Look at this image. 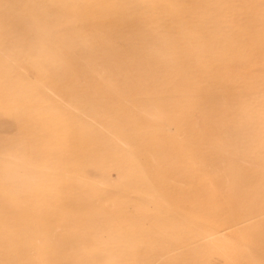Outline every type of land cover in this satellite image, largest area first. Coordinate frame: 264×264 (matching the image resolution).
<instances>
[{
  "label": "rangeland",
  "instance_id": "obj_1",
  "mask_svg": "<svg viewBox=\"0 0 264 264\" xmlns=\"http://www.w3.org/2000/svg\"><path fill=\"white\" fill-rule=\"evenodd\" d=\"M262 217L264 0H0V264H264Z\"/></svg>",
  "mask_w": 264,
  "mask_h": 264
},
{
  "label": "bare ground",
  "instance_id": "obj_2",
  "mask_svg": "<svg viewBox=\"0 0 264 264\" xmlns=\"http://www.w3.org/2000/svg\"><path fill=\"white\" fill-rule=\"evenodd\" d=\"M259 207V206H258ZM259 209V208H258ZM260 215H262V214H258V216H260ZM262 223H264V217H262V218H259L258 220H255V221H242V222H237V223H235V224H233V225H231L230 226V229L229 228H227V229H229L230 230V232L231 231H233L234 229V231H242L243 229H251V228H255V227H258L259 225H261ZM239 228V229H238ZM223 231V230H222ZM221 232V230H214L213 231V233L212 234H209L210 236H215V235H217L218 236V234ZM220 235H222V233L220 234ZM224 235V234H223ZM222 235V236H223ZM207 236V235H206ZM206 236H203L202 238H201V240L204 238V237H206ZM216 236V237H217ZM262 236V238L264 239V233H263V235H261ZM225 237V236H224Z\"/></svg>",
  "mask_w": 264,
  "mask_h": 264
}]
</instances>
